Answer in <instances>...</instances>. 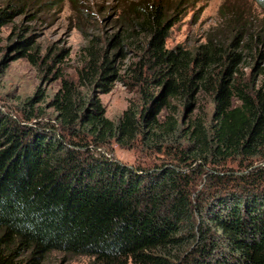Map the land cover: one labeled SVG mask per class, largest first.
<instances>
[{"label":"trees","instance_id":"1","mask_svg":"<svg viewBox=\"0 0 264 264\" xmlns=\"http://www.w3.org/2000/svg\"><path fill=\"white\" fill-rule=\"evenodd\" d=\"M192 1L202 0H125L122 30L84 47L81 83L104 93L130 52L138 53L126 71L144 104L129 105L115 122L99 99L81 98L63 78L50 106L67 132H86L89 143L57 134L54 124L28 126L0 108V264H40L51 251L93 256L95 264H264V167L243 173L264 161V82L256 77L264 67L243 71L247 52L264 48V32L241 25L230 40L223 32L193 49H170L180 9ZM20 12L22 5L0 7V30ZM30 45L18 43L36 64ZM201 94L211 98L210 119L201 114L186 124L174 110L162 121L173 100L193 110ZM37 111L33 105L25 118ZM170 132L182 133L187 145L175 163L154 169L89 148ZM231 161L238 168L228 174ZM194 164L215 178L203 197L194 193Z\"/></svg>","mask_w":264,"mask_h":264},{"label":"rangeland","instance_id":"2","mask_svg":"<svg viewBox=\"0 0 264 264\" xmlns=\"http://www.w3.org/2000/svg\"><path fill=\"white\" fill-rule=\"evenodd\" d=\"M124 1L0 0L2 8L8 5L23 7V12L0 30V108L28 126L54 124L56 125L54 131L57 134L65 133L69 138L76 135L74 141L80 139L89 143L91 136L88 133L67 132L59 124L54 109L50 106V102L62 86L63 78L74 82L81 91V98L93 96L99 99L106 116L115 122L119 121L129 105L143 107L138 86L130 84L134 81L132 73L129 75L126 71L139 60L138 53L130 52L123 64L121 76L113 84L111 92L104 93L102 88L91 85L83 86L79 75L84 65V47H87L90 41L106 43L112 35L122 30ZM241 25L248 26L244 28L245 31L254 28L257 32H264V6L258 0H202L198 3L192 1L190 5L180 9L179 21L171 30L167 46L172 49L183 45L193 49L203 43L208 36L223 32L226 35L225 40H230L235 34L234 28ZM25 39H29L31 43L28 51L37 55L36 64L21 54L22 49L18 47V43ZM263 49L260 47L254 52H247L248 57L243 63L246 75L255 73L257 65H260V68L264 67V57H259ZM55 55H58L57 59L54 58ZM256 77H259V82H264L263 75L256 74ZM31 98L32 103L28 105L27 102ZM173 103L175 109L163 113L162 121H165L166 116L174 110L178 111L175 119L180 122L183 118L184 122L187 120L186 124L201 114L207 113L209 119L212 115L213 104L206 94L199 95L194 101L193 110L185 109L181 105L182 101L177 99L173 100ZM33 105L38 110L37 117L27 120L26 114ZM181 135L182 133L175 132L171 133V136L166 135L155 141L145 140L143 136H139L131 145H123L111 139L104 145L89 144V148L130 167L154 169L175 163L181 158L182 146L187 145ZM237 163L236 161L228 163V169L234 170L228 174L236 172ZM193 166L197 167L194 173L196 180L194 193L196 197L198 195L203 197L215 189V178L211 172L204 174V170L196 164ZM260 167H264L262 160L257 161L243 173H251ZM220 173L223 174V171ZM197 224L200 227L199 217ZM26 257L27 254L22 256L23 259ZM40 264H95V258L85 254L51 251Z\"/></svg>","mask_w":264,"mask_h":264}]
</instances>
